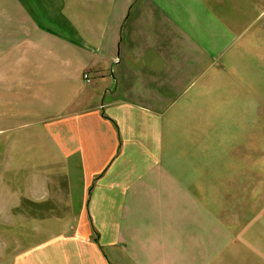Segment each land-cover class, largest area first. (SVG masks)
<instances>
[{
	"label": "crops",
	"instance_id": "crops-1",
	"mask_svg": "<svg viewBox=\"0 0 264 264\" xmlns=\"http://www.w3.org/2000/svg\"><path fill=\"white\" fill-rule=\"evenodd\" d=\"M263 105L264 0H0V264H263L184 157Z\"/></svg>",
	"mask_w": 264,
	"mask_h": 264
},
{
	"label": "rangeland",
	"instance_id": "rangeland-1",
	"mask_svg": "<svg viewBox=\"0 0 264 264\" xmlns=\"http://www.w3.org/2000/svg\"><path fill=\"white\" fill-rule=\"evenodd\" d=\"M251 111L252 109H250L247 140L249 150H224V143L223 146H218V150H186L188 154L184 157L185 162H190L194 157L199 164H215L210 178L217 182L214 188L211 187V193L216 199L221 197L229 187V180H247L248 237L245 241L247 260L251 262L254 259H260L264 264V105L259 113V121L251 118ZM225 133H231L230 129ZM220 135L218 133V136ZM245 140L246 137H244ZM205 173L208 172L202 171L200 178H204ZM225 205L218 199L214 205L215 210L220 212L224 210ZM231 206L234 207L235 203Z\"/></svg>",
	"mask_w": 264,
	"mask_h": 264
},
{
	"label": "built area",
	"instance_id": "built-area-1",
	"mask_svg": "<svg viewBox=\"0 0 264 264\" xmlns=\"http://www.w3.org/2000/svg\"><path fill=\"white\" fill-rule=\"evenodd\" d=\"M84 78H86V79H87V76H84Z\"/></svg>",
	"mask_w": 264,
	"mask_h": 264
}]
</instances>
